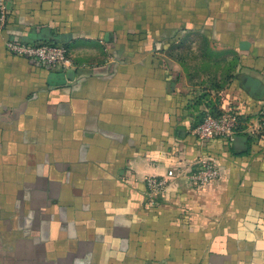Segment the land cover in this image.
<instances>
[{
  "label": "crops",
  "instance_id": "1",
  "mask_svg": "<svg viewBox=\"0 0 264 264\" xmlns=\"http://www.w3.org/2000/svg\"><path fill=\"white\" fill-rule=\"evenodd\" d=\"M0 264H264V0H6ZM8 40L65 44L50 71ZM240 115L235 143L199 141ZM211 158L220 176L192 188ZM173 171L147 203L145 179Z\"/></svg>",
  "mask_w": 264,
  "mask_h": 264
},
{
  "label": "built area",
  "instance_id": "2",
  "mask_svg": "<svg viewBox=\"0 0 264 264\" xmlns=\"http://www.w3.org/2000/svg\"><path fill=\"white\" fill-rule=\"evenodd\" d=\"M5 1L0 0V30L8 15ZM5 48L11 55L21 57L30 63H36L50 71H68L75 68L70 51L65 44L56 42L26 44L8 40L5 43ZM240 124V115L233 112L207 114L194 126L192 134L202 142L219 139L232 144L239 136ZM174 176L173 171H168L165 176H153L145 179L149 206L156 205L165 196L169 181ZM219 176V168L213 159L200 158L187 170L185 178L192 188L204 190L216 182Z\"/></svg>",
  "mask_w": 264,
  "mask_h": 264
},
{
  "label": "water",
  "instance_id": "3",
  "mask_svg": "<svg viewBox=\"0 0 264 264\" xmlns=\"http://www.w3.org/2000/svg\"><path fill=\"white\" fill-rule=\"evenodd\" d=\"M237 138H235V140H236ZM235 140H234V143H235Z\"/></svg>",
  "mask_w": 264,
  "mask_h": 264
}]
</instances>
